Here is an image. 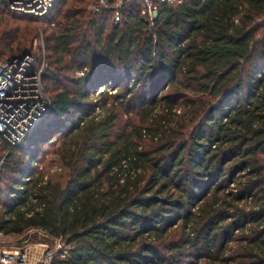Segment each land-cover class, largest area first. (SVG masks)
<instances>
[{"label":"trees","instance_id":"16d2710c","mask_svg":"<svg viewBox=\"0 0 264 264\" xmlns=\"http://www.w3.org/2000/svg\"><path fill=\"white\" fill-rule=\"evenodd\" d=\"M12 1L0 59L71 85L23 143L0 132V232L60 241L42 264H264V0H129L116 24L90 0Z\"/></svg>","mask_w":264,"mask_h":264},{"label":"built area","instance_id":"2783aa9c","mask_svg":"<svg viewBox=\"0 0 264 264\" xmlns=\"http://www.w3.org/2000/svg\"><path fill=\"white\" fill-rule=\"evenodd\" d=\"M115 3H114V2ZM129 0H99L96 10L110 7L120 9ZM152 17L156 16V0H144ZM171 2L173 0H159ZM60 0H13L11 7L37 16H47ZM120 20L116 12L115 21ZM29 53L0 62V132L14 144H21L39 124L50 108L51 99L43 86L42 72L32 68ZM84 72H80L83 75ZM63 257L65 254L62 255ZM52 254H49L50 262ZM29 256L22 247L0 248V264H28Z\"/></svg>","mask_w":264,"mask_h":264},{"label":"rangeland","instance_id":"374dc122","mask_svg":"<svg viewBox=\"0 0 264 264\" xmlns=\"http://www.w3.org/2000/svg\"><path fill=\"white\" fill-rule=\"evenodd\" d=\"M98 2L99 0H90L87 9L91 14L96 13L98 11L95 8ZM110 7L114 8V15H116L115 13L118 11L119 16H120V10L115 9L114 3H112ZM118 22H116L114 19L115 24ZM35 24L47 28V31L40 30L38 37H36V39L33 42H31V44H29L27 48L28 50H32L33 53H37L39 51V53H41L44 56L48 55L49 51L47 49L46 35L50 31L51 25L49 24L46 25L44 23H38V22H36ZM89 35L92 39H94V35L92 34V32H90ZM103 38H105L106 40L111 39L110 27L103 34ZM73 51H74V48H73ZM5 59L4 58L0 59V62L5 61ZM47 60H48V57H47ZM71 63L72 62L70 61V58H68L66 62L67 68L63 72L64 75H66L65 77L67 76L71 77L74 74L73 71L68 70L69 68L72 67ZM80 72L81 71H77L74 74V76L76 75L77 77L83 76V75H80ZM65 83H67L66 85H71L68 79L64 78L63 80H61V83L54 84L50 82V83H47L46 85H44L43 83V86L45 88V91L48 93V95H51L52 90L58 87L56 86V84L65 85ZM101 88L102 87H99V89L94 93V95H97V93L101 90ZM111 91L114 92L115 90L112 89ZM41 148L42 150L40 152L42 155L39 158V161L41 163L40 164L38 163L39 166L37 167V170L41 169L42 166H45L47 164L48 159H50V157H53L51 154V151H52L51 148L47 149L46 146H42ZM58 245H60V241L57 240L55 242H52L50 239H48V236L44 233V231L40 229H34V228L29 229L24 234H6V233L0 232V248L14 249L19 246L24 248L27 251L28 256H29L28 264L44 263V258L48 260L49 255L45 257V253L48 251V249L55 250L58 247Z\"/></svg>","mask_w":264,"mask_h":264}]
</instances>
